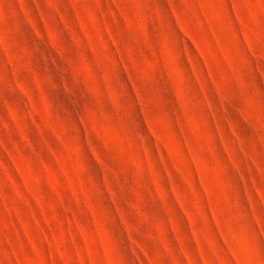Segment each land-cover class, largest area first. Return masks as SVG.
I'll return each mask as SVG.
<instances>
[{"label":"rangeland","instance_id":"obj_1","mask_svg":"<svg viewBox=\"0 0 264 264\" xmlns=\"http://www.w3.org/2000/svg\"><path fill=\"white\" fill-rule=\"evenodd\" d=\"M0 264H264V0H0Z\"/></svg>","mask_w":264,"mask_h":264}]
</instances>
